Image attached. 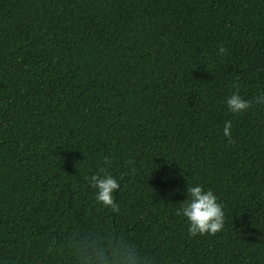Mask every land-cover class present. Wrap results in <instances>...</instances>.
Wrapping results in <instances>:
<instances>
[{
  "label": "trees",
  "instance_id": "obj_1",
  "mask_svg": "<svg viewBox=\"0 0 264 264\" xmlns=\"http://www.w3.org/2000/svg\"><path fill=\"white\" fill-rule=\"evenodd\" d=\"M234 91L264 92V0H0V264H264V104ZM192 184L220 231L189 234Z\"/></svg>",
  "mask_w": 264,
  "mask_h": 264
},
{
  "label": "clouds",
  "instance_id": "obj_2",
  "mask_svg": "<svg viewBox=\"0 0 264 264\" xmlns=\"http://www.w3.org/2000/svg\"><path fill=\"white\" fill-rule=\"evenodd\" d=\"M225 49L220 47L219 54H223ZM264 104V92L259 93L254 101L244 99L239 91H234L226 98V105L229 112L233 114L247 111L252 103ZM232 127L231 120H225L223 125V134L231 142ZM108 163L107 157L104 158ZM88 183L96 191L95 200L113 211H119L118 205L114 202L113 193L118 189L119 183L116 178L100 169L98 174H92L86 178ZM178 214L186 218L188 222V232L190 235L196 234H214L223 228L224 213L217 196L210 189H204L199 184L187 185L186 199L178 209Z\"/></svg>",
  "mask_w": 264,
  "mask_h": 264
}]
</instances>
